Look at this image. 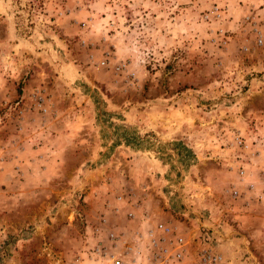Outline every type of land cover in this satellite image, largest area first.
<instances>
[{
    "label": "rangeland",
    "instance_id": "374dc122",
    "mask_svg": "<svg viewBox=\"0 0 264 264\" xmlns=\"http://www.w3.org/2000/svg\"><path fill=\"white\" fill-rule=\"evenodd\" d=\"M157 222L264 264V0H0V264H189Z\"/></svg>",
    "mask_w": 264,
    "mask_h": 264
},
{
    "label": "built area",
    "instance_id": "2783aa9c",
    "mask_svg": "<svg viewBox=\"0 0 264 264\" xmlns=\"http://www.w3.org/2000/svg\"><path fill=\"white\" fill-rule=\"evenodd\" d=\"M237 144H241V141L237 140ZM237 195V192H233ZM212 230L208 227H203L202 234L198 236L199 249L196 251V255L189 258L190 252L187 247V243L183 236H174V228L168 223L157 222L153 228L146 229V231L140 237L141 241L148 243L149 248L156 249L154 252V257L161 260L162 262L172 261V262H186L188 259L189 264H221L224 260V256L221 252L216 250L217 238L211 236ZM174 236V239L171 237ZM109 237L112 241L117 238L115 233H110ZM216 242V243H215ZM123 251V250H122ZM141 248L137 249L136 253H140ZM111 253V252H107ZM129 256V254L127 255ZM126 253H120L116 255L111 253L113 258L112 264H136L137 258L126 262ZM153 257V258H154ZM150 259V256H148Z\"/></svg>",
    "mask_w": 264,
    "mask_h": 264
},
{
    "label": "crops",
    "instance_id": "0c3cea01",
    "mask_svg": "<svg viewBox=\"0 0 264 264\" xmlns=\"http://www.w3.org/2000/svg\"><path fill=\"white\" fill-rule=\"evenodd\" d=\"M229 235V234H228ZM242 235V234H241ZM244 236V235H243ZM223 238H226L227 240L225 241V244L223 245V246H225V245H227L228 243H231L235 238H234V236H227V235H224V236H222ZM245 237V236H244ZM243 247H245V249L247 248L246 247V245H243ZM224 251H225V249H224ZM234 262L235 261H233V260H229L228 261V264H234Z\"/></svg>",
    "mask_w": 264,
    "mask_h": 264
}]
</instances>
